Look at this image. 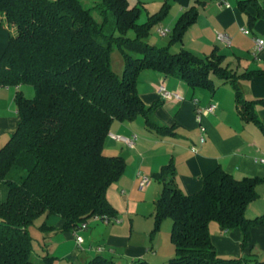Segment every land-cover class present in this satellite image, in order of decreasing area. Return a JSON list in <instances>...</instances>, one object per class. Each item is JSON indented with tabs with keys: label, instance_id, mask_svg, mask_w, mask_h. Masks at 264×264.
<instances>
[{
	"label": "trees",
	"instance_id": "trees-1",
	"mask_svg": "<svg viewBox=\"0 0 264 264\" xmlns=\"http://www.w3.org/2000/svg\"><path fill=\"white\" fill-rule=\"evenodd\" d=\"M162 12L140 23V8L128 0H0V26L10 30L0 58V85L35 89L33 98L17 91L18 128L0 149V264H52L51 255L40 263L32 257L30 226L42 215L62 217L63 230H77L95 216L116 218L107 192L124 173L126 160L104 151L112 123L143 116L148 129L172 133L155 120L157 104L147 106L138 93L143 70H162L212 90L217 87L211 75L217 74L236 89L243 117L264 104V99L241 97L237 79L253 72L236 77L222 66V55L203 59L186 49L172 52L149 43L146 36ZM195 17L183 15L173 40L182 38ZM114 46L124 55L122 77L112 67ZM154 177L163 184L154 231L164 218L173 221L176 253L167 264H264L251 256H220L211 232L212 222L226 231L241 228V245H248L251 228L264 223V215L246 216L264 178H236L220 167L204 178L200 191L186 193L173 163ZM67 264L119 263L97 255ZM130 264L154 263L136 259Z\"/></svg>",
	"mask_w": 264,
	"mask_h": 264
},
{
	"label": "crops",
	"instance_id": "crops-1",
	"mask_svg": "<svg viewBox=\"0 0 264 264\" xmlns=\"http://www.w3.org/2000/svg\"><path fill=\"white\" fill-rule=\"evenodd\" d=\"M135 6L140 8V17L144 16L145 21L163 10L161 18L152 26H156L158 35L160 28L171 29L170 43L162 46H176L175 52L186 49L203 59L213 53L222 55V66L236 73V77L253 72L237 79L241 97L249 101L264 99V46L258 48L253 40V36L264 38V0H139ZM185 14H196V17L184 29L182 38L173 40L174 29ZM152 28L146 39L157 45L151 40ZM244 28L250 29V34H245ZM219 33L228 35L230 43L221 41ZM9 37L10 30L0 26V58ZM218 77L221 82L217 84L213 79L217 88L212 90L192 87L183 78L162 70L145 69L140 73L138 93L147 106L157 104L153 112L155 120L171 127L172 133L148 129L143 116L115 120L104 151L108 155H122L126 160L124 173L107 192L108 200L117 211L116 219L89 220L86 229L63 230L62 217L40 216L30 226L34 250L36 241L42 243L43 254L40 248L37 252L39 263L44 255L54 257L52 264L85 263L97 255L112 258L119 264H130L136 259L158 262L165 257L169 249L164 243V229L153 234L155 203L163 189L160 181H154V173L168 163L174 164L176 181L186 193L200 191L204 178L220 167L236 178H264L261 162L264 104L255 105L243 117L236 89ZM160 85L172 93L170 98L162 97ZM19 90L20 86L0 85V149L18 128L16 94ZM212 104L216 106L215 111H207ZM111 134L136 136L134 146ZM143 175L150 176L151 181L141 189ZM257 192L258 197L246 210V216L251 219L264 215V182L258 184ZM165 226L167 230V223ZM211 232L220 256L243 255L264 261V223L251 228V239L245 248L241 245V228L226 231L213 224ZM78 237L82 238L81 242Z\"/></svg>",
	"mask_w": 264,
	"mask_h": 264
},
{
	"label": "rangeland",
	"instance_id": "rangeland-1",
	"mask_svg": "<svg viewBox=\"0 0 264 264\" xmlns=\"http://www.w3.org/2000/svg\"><path fill=\"white\" fill-rule=\"evenodd\" d=\"M129 3H130V6L133 7L135 6V4L137 3V1L139 0H128ZM138 22L142 23V22H145L144 20V16H141L139 17L138 19ZM152 37H151V40L152 42H154L155 44H157V46H162V45H167L170 43V39H171V33L168 34L167 36H162L160 33V35H158V33L156 32V26H154L152 28ZM129 36L131 37H134L135 36V32L134 30H130L129 32ZM178 47V45H177ZM170 50L172 52H175L177 49H176V46H171L170 47ZM111 63H112V67L113 69L115 70V72L120 76L122 77L123 76V73H124V69H125V59H124V55H123V52L122 50L117 47V46H114L113 49H112V52H111ZM213 79L215 80V82L217 84H219V82H221V79L218 77V76H213ZM14 87V86H13ZM20 92H22L24 94V96L28 97V98H33L35 96V89L32 85H29V84H22L20 85ZM111 135H114V134H111ZM117 136V135H116ZM120 136V135H119ZM154 181H159L158 179H156L154 177ZM264 206V205H263ZM98 220V219H97ZM101 221H104L102 219H99ZM91 221L93 222H96L94 221V219H91ZM91 222V223H93ZM106 222V221H105ZM155 223V222H154ZM166 223H167V230H166ZM213 224H217L216 222H212L211 225ZM172 225H173V221L170 217L168 218H164L160 224V227L157 231H154L153 234H156L158 233L162 228L164 229L165 231V246L167 248V251L169 249V253H167L165 255V257L161 258L158 262H155L153 261L154 264H167L168 261L173 257L175 256V253H176V248H175V244L172 242L171 240V232H172ZM155 226V225H154ZM34 227V226H33ZM155 228V227H154ZM36 245V250H34V253H33V258L35 261H37L40 257L38 256V248H40V254L42 255L43 254V251H42V243H39L38 241L35 242ZM170 248H171V251H170ZM38 252V253H37ZM152 262V261H150Z\"/></svg>",
	"mask_w": 264,
	"mask_h": 264
},
{
	"label": "built area",
	"instance_id": "built-area-1",
	"mask_svg": "<svg viewBox=\"0 0 264 264\" xmlns=\"http://www.w3.org/2000/svg\"><path fill=\"white\" fill-rule=\"evenodd\" d=\"M159 33L162 35V36H167L168 34L171 33V29H168V28H160L159 30ZM243 32L245 34H250V29L248 28H244L243 29ZM218 38L229 44L230 43V38L228 37V35L224 34V33H219L218 34ZM253 40L254 42L256 43L257 47L260 48V47H263L264 46V38H261V37H257V36H253ZM159 92L161 93L162 97L164 98H170L172 96V93L164 86V85H160V89H159ZM178 98H181L180 96L176 95ZM194 102L196 103L197 102V99L194 100ZM216 109V106L215 105H210L209 107H207V111H210V112H213L215 111ZM113 137L121 140V141H124L126 142L128 145L130 146H134V140L136 138V136L132 137V138H128V137H124V136H119V135H112ZM261 162L264 163V158L261 159ZM151 181V177L148 176V175H143L142 176V180L140 182V188L143 189L145 186H147ZM92 219H102L106 222H109L111 221L109 217H105V218H100L99 216H95L93 217ZM116 219V218H115ZM88 226V221L87 222H84L81 224L80 228L79 229H86ZM78 241L81 242L82 241V238L81 237H78Z\"/></svg>",
	"mask_w": 264,
	"mask_h": 264
}]
</instances>
